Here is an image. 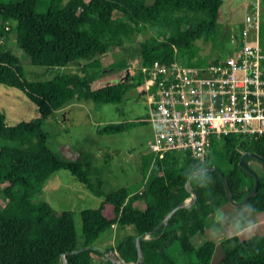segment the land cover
I'll return each mask as SVG.
<instances>
[{"label":"trees","instance_id":"16d2710c","mask_svg":"<svg viewBox=\"0 0 264 264\" xmlns=\"http://www.w3.org/2000/svg\"><path fill=\"white\" fill-rule=\"evenodd\" d=\"M224 0H0V84L27 90L47 112L76 101L120 103L134 87L129 78L92 89L91 84L111 67L102 65L100 56L123 45L124 37L142 35L139 42L141 64L169 62L175 57L183 65L204 66L215 59L199 54L197 40L213 42L221 49L233 32L220 29ZM44 4L38 12L37 6ZM264 22V5H263ZM6 23L31 46V64L47 68L74 66L48 80H28L16 54L4 43ZM264 29V23H263ZM236 32V31H235ZM264 36V35H263ZM231 52V51H230ZM142 121H119L98 126V131H124ZM49 134L42 118L21 120L10 125L0 110V138L10 142L0 146V183H8L14 198L0 207V264H75L74 257L98 250L77 249L73 212L58 210L39 195L47 178L57 170L70 172L87 185L80 164L58 157L47 146ZM221 161L207 155L204 160L190 152H167L154 157L141 156L145 174L134 188L120 187L104 197L97 208L84 209L82 233L85 244H92L99 233L117 225L121 237L114 245L124 263L137 258L136 236L143 252L142 264H206L199 256L208 231L216 234L221 199L227 198L222 178L203 167L216 165L227 178L233 199L241 201L253 189V175L240 164L241 155L250 152L264 157V136L257 139L236 134L220 137L212 149ZM247 166L259 178V186L246 204L264 207V162L246 155ZM197 198L192 205L176 209L167 223L154 230L179 203ZM22 193V196L19 194ZM109 210V212H107ZM176 244L180 256L173 258ZM221 248L223 245L220 243ZM70 253V254H69ZM229 264H264V237L242 240L235 252L224 250ZM107 264H114L107 260Z\"/></svg>","mask_w":264,"mask_h":264},{"label":"rangeland","instance_id":"374dc122","mask_svg":"<svg viewBox=\"0 0 264 264\" xmlns=\"http://www.w3.org/2000/svg\"><path fill=\"white\" fill-rule=\"evenodd\" d=\"M246 1L224 0L221 6L220 29H229L230 32L238 29ZM36 10L42 12L44 4L38 5ZM6 28L9 32L4 43L17 55L28 80H48L56 73L68 72L76 67L47 68L31 64L28 57L31 46L18 37L13 24L6 23ZM141 40L143 36L140 34L124 37L122 46L101 55L102 65L111 69L91 84L92 89L117 82L127 72V78L136 85L142 66L139 46ZM196 44L199 54L208 59L225 57L234 47L231 41L222 49L213 42L197 40ZM262 47L264 48V36ZM141 92L139 85L132 88L120 103L76 101L62 108L63 111L47 112L27 90L0 84V110L4 112L6 122L13 125L21 120L42 118L43 128L49 134L47 146L58 157L77 162L85 171L88 187L70 172L61 169L47 178L39 192L53 208L73 212L77 245H82L84 241L81 215L84 209L97 208L107 194L120 187L134 188L136 191L145 179L141 156L150 152L149 141L153 137L151 126L146 122H138L124 131L99 132L97 129L105 123L137 121L146 117L147 101ZM4 144L11 143L0 138V146ZM219 155L216 150L210 154L214 159H218ZM13 198L9 184L0 183V207ZM221 217L220 211L216 219L221 221ZM111 228L99 233L98 243L113 239ZM218 231L222 234L214 233L212 243L215 246L205 249L204 252L210 254V264H229L224 258V250L230 249L232 243H223V248L220 246L221 235L226 231L225 224L221 223Z\"/></svg>","mask_w":264,"mask_h":264},{"label":"built area","instance_id":"2783aa9c","mask_svg":"<svg viewBox=\"0 0 264 264\" xmlns=\"http://www.w3.org/2000/svg\"><path fill=\"white\" fill-rule=\"evenodd\" d=\"M263 5L244 3L243 19L232 30L234 47L225 57L204 66L183 65L176 57L141 66L148 112L139 121L152 128L154 157L187 151L202 161L220 137L264 136Z\"/></svg>","mask_w":264,"mask_h":264},{"label":"crops","instance_id":"0c3cea01","mask_svg":"<svg viewBox=\"0 0 264 264\" xmlns=\"http://www.w3.org/2000/svg\"><path fill=\"white\" fill-rule=\"evenodd\" d=\"M63 110L64 109H59L55 111H63ZM100 122H103V121H100ZM212 150L217 151V149H214V148ZM212 150L209 151L210 154L214 152V151L212 152ZM219 161H221L220 155L218 158V162ZM250 166L251 168L256 167L257 162L255 160H251ZM254 182H255V178H254ZM235 202H238V201L235 200ZM220 211L222 213L221 223L225 224V228H226L224 235H221L222 237L220 239V243L221 244L225 243L227 245H229V243H232V247L229 249L230 252H235L239 243L242 240L247 239L245 238L246 236L249 238L254 237V236L264 237V207H260L256 204H252L251 206H249L246 203L236 204V203L231 202L227 197V198L221 199L218 212ZM250 224L255 225V227H253L251 230L252 233L251 232L249 233L248 231V226ZM111 229H112L113 239L111 240L106 239L98 243L97 242L98 237H97L92 244L105 248V249H113L114 245L117 243V241L121 237V230L117 225H113ZM214 233H215L214 231H208L206 233L205 244L199 250V256L205 261L206 264H210L211 256L210 254L204 252V250L207 248L212 249V246H215V243L214 244L212 243ZM85 245L87 244H85L83 241L82 245H77V248H79L80 246L81 247L85 246ZM75 253H78V252H75ZM71 254H74V253H71ZM170 254L173 258H178L180 256V249L176 244L171 245ZM179 258L182 261L183 257L180 256ZM107 260H110V259L107 258L104 254L98 255L93 252H87L85 254L74 257L75 264H107ZM124 264H135V261H131L129 263H124Z\"/></svg>","mask_w":264,"mask_h":264},{"label":"water","instance_id":"95a60500","mask_svg":"<svg viewBox=\"0 0 264 264\" xmlns=\"http://www.w3.org/2000/svg\"><path fill=\"white\" fill-rule=\"evenodd\" d=\"M127 75H128V72H127V74L122 79H126L127 78ZM246 155L254 156L258 160L264 162V157H261L260 155L255 154V153L245 152V153H243L241 155L240 164L243 165L254 176V178H255V182H254L253 189L251 191H249L246 194V196L241 201L235 202V200L233 199V194H232V192L230 190V185H229V182H228L227 178L223 175V172L216 165H211V166H208V167H203V168L199 169L198 171L194 172L188 178L187 183L197 173L204 172V171H216L220 175V177L222 178V181L224 183L225 192H226V195H227L228 199L231 202L236 203V204H244V203H246L248 201V199L252 196V194L254 193V191L259 186V178H258L257 174L255 173V171L251 167L247 166V164H246V161H245ZM191 193H192V198L190 200H187L186 202L179 203L178 205L174 206L167 213V215L165 216V218L159 223V225L154 230L158 229L161 225L167 223L168 220H169V218H170V216L172 215V213L176 209H178L180 207H183V206L192 205L195 202L196 198H197V194H196V192H195L194 189H191ZM143 237H144V234H140V235L136 236V238H135V241H136V244H137V258L135 260V264H141L142 263V260H143L142 248H141V246L139 244V240L141 238H143ZM84 250H98V251L102 252L107 258H109L114 264H124L121 261L119 255L117 254V252L114 249H105V248L96 246L94 244H89V245H85V246L79 247L76 250L71 251L70 253H75V252L84 251ZM65 255L66 254H63V256H62L63 257V264H66Z\"/></svg>","mask_w":264,"mask_h":264},{"label":"clouds","instance_id":"9594fccd","mask_svg":"<svg viewBox=\"0 0 264 264\" xmlns=\"http://www.w3.org/2000/svg\"><path fill=\"white\" fill-rule=\"evenodd\" d=\"M249 206H251V205H249ZM253 227H255V225L250 224V225L248 226V231H249V233L251 232V230H252ZM245 238H249V237L246 236Z\"/></svg>","mask_w":264,"mask_h":264}]
</instances>
